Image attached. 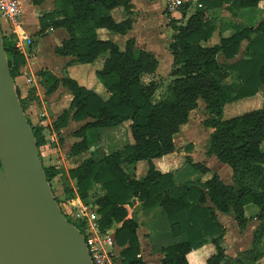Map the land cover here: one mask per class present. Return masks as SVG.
I'll list each match as a JSON object with an SVG mask.
<instances>
[{"label": "trees", "instance_id": "1", "mask_svg": "<svg viewBox=\"0 0 264 264\" xmlns=\"http://www.w3.org/2000/svg\"><path fill=\"white\" fill-rule=\"evenodd\" d=\"M43 1L31 0L34 5ZM197 2L201 6L194 9L185 24L178 25L173 18L168 21L175 34L168 45L172 57L169 81L160 98L154 97L159 82L154 78L144 80L154 75L158 67L153 54L136 47L133 40L127 41L125 49L120 50L112 41L98 39L96 35L97 29L126 34L131 21L116 23L110 12L118 7L129 12L130 0H54V11L41 18L42 28L50 20L51 27L66 30L68 38L56 51L64 56L72 55L74 63L92 64L100 57L103 59L96 77L109 94L107 100L70 77L57 79L47 72L41 75L50 85L47 93L61 84L72 95L69 109L57 117L52 128L59 133L70 119L85 121L74 132L79 140L71 145L69 153L77 156L90 152L89 157L65 172L74 187L66 186L62 204L55 197L56 202L67 218L76 198L87 200L95 193L94 186L99 185L103 195L94 204L102 230L119 224L115 240L121 247V264H144L138 224L127 218L124 207L133 198L143 208H162L171 233L185 236L184 241L161 250V264H190L187 255L206 244L213 246L214 253L205 264H257L264 256V107L237 114L232 111L233 116L223 117L227 104L254 97L260 91L264 98V18L249 26L237 19L238 11L256 8L264 0ZM224 4L230 13L224 26L231 28V34L217 44L205 45L217 29V19L210 17L208 11ZM187 7L188 4L182 10ZM243 41L247 44L239 60L219 62L220 56L226 61L235 58ZM2 42L14 79L25 57L12 34L2 33ZM19 100L24 111L25 102ZM198 100L204 102L209 115L204 125L213 129L206 154L214 155L230 167L229 184L216 173L203 182L177 184L172 173H161L153 163V159L175 152L174 135L188 122ZM126 121L130 122V144L108 154L90 149L92 129L112 128ZM30 126L39 148L45 143L43 129ZM140 161L146 162L147 170L143 177L135 178L130 170ZM185 163L190 170L202 174L209 171L203 163L194 162L189 154L185 156ZM43 170L49 184L61 171L54 165L43 166ZM247 205L256 207L258 221L252 246L236 257L228 256L222 246L225 229L217 213H232L242 231L248 222ZM192 257L193 254L191 262Z\"/></svg>", "mask_w": 264, "mask_h": 264}, {"label": "crops", "instance_id": "2", "mask_svg": "<svg viewBox=\"0 0 264 264\" xmlns=\"http://www.w3.org/2000/svg\"><path fill=\"white\" fill-rule=\"evenodd\" d=\"M21 4V31L23 32L25 38L20 42V50L25 57V63L20 67L18 75H16L13 80L19 94V98L25 102L24 113L32 126H40L43 129V134L46 130H50V136L54 134L55 139L58 137L62 139V137L65 138L69 135L70 138L73 139V144L79 140V138L74 136V132L78 130L85 123V121L76 122L70 119L67 126L62 128L59 133L52 128V124L57 117L63 111L69 109L72 95L61 84H59L58 87L51 93H47L50 85L44 82V78L41 74L42 72H47L52 77L57 79L70 77L76 80L79 85L94 91L103 100H107L109 94L96 77V71L101 68L103 59L101 63L96 61L92 64H86L89 65L87 67L90 68L84 67L83 70H80L82 66H78V63L73 62L72 55L64 56L56 51L57 48L61 47L63 41L68 38L66 30L63 28L51 27L50 20H46L44 22L43 28L41 26V18L55 9L54 0H44L38 5L32 4L31 0H21ZM130 4L132 5V8L129 12L125 11L122 7L115 8L110 12L116 23L126 20L131 21V28L126 32V34L121 35L106 29H97L96 35L98 39L112 41L120 50L125 49L127 41L133 40L136 47L153 54L156 59L157 57L155 55L158 54L160 50H165L166 47L168 49V45L172 41V36L175 34V31L173 30V32H169L167 35L165 32L166 29L163 25L166 27L169 26L168 21L170 18L177 20L178 25H183L194 11V8L190 6V9L187 7L185 10L181 9L179 12H175L170 15L165 10L164 0H130ZM221 8L226 9V4L220 8L217 7L215 9H211L210 11H217ZM262 8H264V2H260L255 8L256 10H240L237 13V19L241 21L244 14L249 15L248 19H250V17L264 18V10H262ZM158 14H162L164 16V19L161 17L160 22L156 21ZM227 20H229V18L226 19V17L219 20L217 19V29L205 45L211 46L213 44H217L221 38H227L231 34V28L224 26V23ZM242 24L249 26L252 22H244ZM5 30L7 31L6 22L2 28V33L3 31L5 32ZM162 37H164V39H162ZM246 44V41L241 43L238 55L235 58L226 61L222 56H220L218 58L219 62H236L243 56ZM221 59L222 61H220ZM168 73L165 72L163 74ZM154 75L158 76L161 74L155 71ZM26 78H30L32 80V83L29 86L25 82ZM262 96L263 93L259 92L254 97H257V100L261 101ZM129 126L130 122L126 121L118 126L110 129L108 128V133L111 132L116 134L112 138L113 143L122 141L120 147L114 149L113 151L119 150L132 142ZM212 131L213 129H211V133ZM174 155L175 152L164 155L161 158L153 159V163L156 169L161 173H172L177 184H181L186 181L203 182L211 177L212 174H208L209 171H211L209 170L206 174L201 173L202 175L196 180L183 179L185 176L177 170L176 161L173 159ZM190 157L192 158L191 155ZM216 161L220 164L217 159ZM141 164H145V170L143 171L142 176H140L143 177L147 170L146 162H138L136 165L132 166V170L136 169V167ZM205 166L209 169V165ZM124 207L127 210V218L135 220L138 224L137 236L140 245V254L144 264H161V259L163 257L161 250L164 247L185 240L184 235H173L171 233L166 214L162 208L158 206L153 208H143L136 198L131 199L130 203L125 204ZM249 212H252V214L248 215ZM255 214L256 210L251 205H247L245 207V215L248 218L247 223H253V232L258 225V221L255 219ZM217 216L219 222L225 229L223 237L224 242L228 227L225 220H231V222L233 221L235 224L236 222L234 221L232 213H217ZM213 253V246L211 244H206L189 253L187 255V259L190 264H205V260ZM192 254L193 257L191 262L190 255ZM198 255H200V257H198ZM259 263L260 262L258 261L257 264Z\"/></svg>", "mask_w": 264, "mask_h": 264}, {"label": "water", "instance_id": "3", "mask_svg": "<svg viewBox=\"0 0 264 264\" xmlns=\"http://www.w3.org/2000/svg\"><path fill=\"white\" fill-rule=\"evenodd\" d=\"M0 264H91L83 235L61 213L44 174L1 28Z\"/></svg>", "mask_w": 264, "mask_h": 264}, {"label": "rangeland", "instance_id": "4", "mask_svg": "<svg viewBox=\"0 0 264 264\" xmlns=\"http://www.w3.org/2000/svg\"><path fill=\"white\" fill-rule=\"evenodd\" d=\"M247 10H256V9L249 8ZM262 10H264V8H262ZM208 15L214 16L218 20L225 17L226 19L230 18V13L225 8H221L220 10L217 11H208ZM161 17L162 19H164V16L162 14L160 15L158 14V16L156 17L157 18L156 21L160 22ZM248 18L249 15L244 14L243 19L239 21L241 23L244 22L253 23L254 21L259 19V17H250V19ZM4 24L5 22L0 19L1 28L4 27ZM163 27L166 29L165 32L167 35L169 32H173V29H171L170 26L166 27L165 25H163ZM162 39H164V37H162ZM155 56L158 59V67L156 72H158L161 75L146 76L144 80L148 81L151 78H154L157 82H159L160 86L158 87L154 97L160 98L164 95L165 86L169 81V75L163 73L169 72L172 57L167 47L165 50L163 49L160 50L158 54H156ZM96 61L98 63H101L102 57H100ZM220 61H222V59ZM78 66H82L80 70H83L84 67L90 68L87 67L89 65L86 64L78 63ZM259 101L260 100H257V97H254V98L243 99L235 103L227 104L224 108L223 117L228 118L233 116L231 114L232 111H234V114H237L240 112L243 113L245 111L262 108L264 106L263 96L261 97V101L260 102ZM208 117L209 115L205 108L204 102L198 100L196 109L190 112L188 122L180 127L179 132L174 137L175 155L173 156V159L176 161L177 170L185 176L183 177V179L196 180L199 176L202 175L198 171L190 170L189 166L185 163V156L187 154H190L194 161L203 163L205 165H209L208 166L209 170H211L208 173L209 175L216 172L217 174H219V177L225 183H231L230 167L226 164H222V163L219 164L216 161L214 155L208 156L206 154V151L208 149V140L211 133V129H209L204 125V121ZM109 129L99 128V129H92L90 131V133L92 134V138L90 140L91 150H93L94 148L97 150L100 149L102 153L107 154L112 152L114 149L120 147L122 141H119L118 143H113L112 138L116 134L111 132L108 133ZM97 132H102V133H97ZM50 133H51L50 130H46L44 132L43 135H44L45 143L38 148V151L43 166L55 165L57 169L61 170L60 173L51 180L50 186L53 195L60 201V204H62L64 200L63 189L66 186L74 187V182L67 178V174L65 172L69 168L78 165L83 159L89 157L90 152L87 151L77 156H72L69 153V151L73 139L70 138L69 135H67L65 138L62 137V139L58 137L56 139V142H50V147L46 148L44 147V145L47 144L48 142L47 140H49ZM144 170H145V164H141L137 166L136 169L134 170L131 169L130 171L134 177L141 178L140 176H142ZM94 191L97 192L96 189H94ZM252 207L256 210V207L254 206ZM249 214L251 215L252 212H249L248 215ZM225 222L228 227L222 246L226 254L231 257L232 256L236 257L239 253L250 249L252 246V236L254 229V228L252 229L253 223L252 222L247 223L248 225H246V228L241 231L239 228H237V224H235L233 221L231 222V220L229 221L225 220ZM262 246L264 250V239L262 240ZM198 257H200V255H198ZM259 262H260L259 264H264V256L259 260Z\"/></svg>", "mask_w": 264, "mask_h": 264}, {"label": "built area", "instance_id": "5", "mask_svg": "<svg viewBox=\"0 0 264 264\" xmlns=\"http://www.w3.org/2000/svg\"><path fill=\"white\" fill-rule=\"evenodd\" d=\"M164 1L165 10L170 15L179 12L186 4H188V9H190V6L194 9L201 6L197 0ZM21 15V0H0V19L6 22L8 31L5 30L3 33L12 34L16 38V46L19 50L20 42L25 38L21 31ZM25 82L29 86L32 80L26 78ZM47 141V144L44 145L46 148L50 147V142H56L54 134L50 136ZM95 189L97 192L91 193L87 200H83L79 197L76 198L74 207L68 211L67 220L75 227V224H77L81 228L77 229L84 237L91 264H121V247L117 245L115 240V230L119 224H113L102 230L100 216L94 201L96 198L103 195V190H101L100 186L97 184L95 185Z\"/></svg>", "mask_w": 264, "mask_h": 264}]
</instances>
